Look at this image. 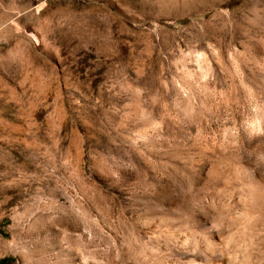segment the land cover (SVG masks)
Returning a JSON list of instances; mask_svg holds the SVG:
<instances>
[{
    "label": "rangeland",
    "instance_id": "obj_1",
    "mask_svg": "<svg viewBox=\"0 0 264 264\" xmlns=\"http://www.w3.org/2000/svg\"><path fill=\"white\" fill-rule=\"evenodd\" d=\"M0 264H264V0H0Z\"/></svg>",
    "mask_w": 264,
    "mask_h": 264
},
{
    "label": "trees",
    "instance_id": "obj_2",
    "mask_svg": "<svg viewBox=\"0 0 264 264\" xmlns=\"http://www.w3.org/2000/svg\"><path fill=\"white\" fill-rule=\"evenodd\" d=\"M6 260H7V259H2V260L0 261V263L6 262Z\"/></svg>",
    "mask_w": 264,
    "mask_h": 264
}]
</instances>
